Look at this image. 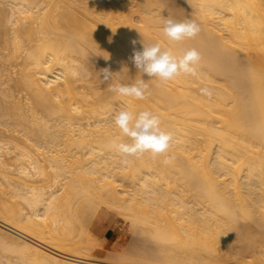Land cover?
<instances>
[{
  "label": "bare ground",
  "instance_id": "1",
  "mask_svg": "<svg viewBox=\"0 0 264 264\" xmlns=\"http://www.w3.org/2000/svg\"><path fill=\"white\" fill-rule=\"evenodd\" d=\"M2 5L15 28L0 41L18 51L0 53V248L17 256L6 264H264V0ZM166 19L200 31L169 42ZM155 44L177 58L196 49V75L138 70L133 52ZM141 79L144 99L109 90ZM123 108L158 115L168 151L118 153L114 141L131 143L114 123ZM102 209L160 246L145 258L98 246L85 226Z\"/></svg>",
  "mask_w": 264,
  "mask_h": 264
},
{
  "label": "clouds",
  "instance_id": "2",
  "mask_svg": "<svg viewBox=\"0 0 264 264\" xmlns=\"http://www.w3.org/2000/svg\"><path fill=\"white\" fill-rule=\"evenodd\" d=\"M162 31L168 41L174 43L194 38L200 29L196 22L191 20L177 22L166 19ZM131 43L135 45L136 41L133 40ZM131 59L142 73L165 83L181 74L196 75V65L201 57L196 49H190L177 58L170 51H162L160 45L155 44L144 45L142 51H134ZM100 74L105 81L113 75L108 68L101 69ZM147 89L148 85L141 79L130 85L119 83L110 85L109 90L121 97L144 99ZM202 92L210 95L207 89H202ZM114 123L122 135L131 140V143L113 142V147L123 156L139 158L146 152L154 156L159 155L167 152L173 142V135L162 130L159 116L150 110L137 113L130 108H123L114 116Z\"/></svg>",
  "mask_w": 264,
  "mask_h": 264
},
{
  "label": "rangeland",
  "instance_id": "3",
  "mask_svg": "<svg viewBox=\"0 0 264 264\" xmlns=\"http://www.w3.org/2000/svg\"><path fill=\"white\" fill-rule=\"evenodd\" d=\"M6 6V5H5ZM5 6L4 5H2V6H0V9H2V10H4V11H2V13H0V33H1V37L3 38V35H5V33H6V35L7 36H13V29L15 28V26H12L11 25V22H9V19H7V17H8V12H9V9H10V7H8V6H6V8H5ZM3 7L5 8V9H3ZM2 19V20H1ZM6 22H7V24H6ZM14 45H13V43L10 45V49L7 51L6 50V46H5V42H2V41H0V53H2V54H8V53H12V50H13V52H15L14 51V49H12V47H13ZM14 48V47H13ZM18 51H16V53H17ZM0 67H2L3 69H6L8 66H7V63L6 64H1V61H0ZM18 69L19 68H16V69H12V72H13V76H15L14 74H15V72H17L18 71ZM46 152H47V150H45ZM45 155H47V156H45ZM48 155H51L50 153L49 154H44V157H46V158H48ZM56 187V186H55ZM53 189H54V187H53ZM59 189V187H57V190ZM54 191H56V189L54 190ZM89 216H91L90 214H89ZM87 217V216H86ZM90 218V219H89ZM99 218H104L105 219V221L103 222L105 225L104 226H102L101 227V229L103 230V231H106L108 228H110V227H112L113 228V234H114V240H112V241H106V240H103V241H101L100 239H98V238H96V236H95V231H93V225L95 224V222H96V220L97 219H99ZM90 223H87V226H85L86 228V232L88 233V235H87V238H89V240H91V239H93V240H95L97 243H99L98 244V246H101V247H103V246H105V245H108V244H110L111 246H113L114 248H122L123 250L124 249H126V248H131L132 249V247L134 248V250H135V252H136V256L137 257H144L143 255H145L146 253H148V250H152L154 247H152L151 248V246H153V244H154V242H153V240H152V243H151V240L148 242V240H147V243L150 245V247H149V245L146 243V239L148 238L147 237V235H146V239L141 235V234H138V235H136L137 234V232H138V229H136V231L137 232H135L134 230H132L133 228H131L130 227V225L129 224H127V223H124V221L123 220H121L120 218H119V216L117 215V214H115V213H113V212H110V211H108V210H106V209H102L97 215H96V217L95 216H91V217H87L86 218ZM92 219V220H91ZM111 221V223H112V225H109V222ZM86 220H85V224L84 225H86ZM108 223V224H107ZM0 224H2L1 222H0ZM124 228H123V227ZM130 227V228H129ZM9 229V230H8ZM141 229V228H140ZM139 229V231H140V233H141V230ZM131 230V231H130ZM6 231L9 233V234H13V236H17L16 234H18V232H16L15 230H12V228H10V227H7V229H6ZM130 231V232H129ZM134 231V232H133ZM139 233V232H138ZM145 239V242H144V239L141 237V236ZM91 236V237H90ZM139 238H138V237ZM21 237H24V238H21ZM19 238H21V239H23V240H31L29 237L27 238V236H19ZM136 238V239H135ZM138 238V239H137ZM140 238H142V239H140ZM140 239V240H139ZM27 240V241H28ZM92 240V241H93ZM136 240V241H135ZM143 241V242H142ZM129 242H131V244L129 243ZM137 243V244H136ZM145 243V244H144ZM136 244V245H135ZM157 244V246L159 247L160 246V244H158V243H156ZM156 244H154V246H156ZM140 247H139V246ZM144 246H145V248H144ZM147 246V247H146ZM45 247V246H44ZM143 247V248H142ZM45 248H47V247H45ZM137 248H138V250H137ZM140 248V249H139ZM149 248V249H148ZM156 248V247H155ZM154 248V249H155ZM49 249V248H48ZM142 249V250H141ZM50 250V249H49ZM144 250V251H143ZM147 250V251H146ZM8 251V250H7ZM52 251V250H51ZM182 251V250H181ZM180 251V252H181ZM9 253H7V252H5V249L3 250V248H0V264H2L3 263V261L5 262V263H3V264H6V262H9V261H16V254L14 255V253L13 252H10V251H8ZM145 252V253H144ZM180 252H178V254L179 255H181L180 254ZM3 253V254H2ZM5 253V254H4ZM183 253V252H182ZM8 255V256H7ZM141 255V256H140ZM4 256H5V259H4ZM13 256H16V257H13ZM102 257H104V256H102ZM146 257V256H145ZM144 257V258H145ZM2 258V259H1ZM7 259V260H6ZM11 259V260H10ZM3 260V261H2ZM9 260V261H8ZM12 262V263H13ZM9 263H11V262H9Z\"/></svg>",
  "mask_w": 264,
  "mask_h": 264
},
{
  "label": "crops",
  "instance_id": "4",
  "mask_svg": "<svg viewBox=\"0 0 264 264\" xmlns=\"http://www.w3.org/2000/svg\"><path fill=\"white\" fill-rule=\"evenodd\" d=\"M104 221H105L104 218L97 219L95 224L93 225V231H95L96 238L100 239L101 241L103 240L112 241L114 240L113 228L110 227L106 231H103L101 227L105 225L104 223H102ZM109 225H112L111 221L109 222Z\"/></svg>",
  "mask_w": 264,
  "mask_h": 264
}]
</instances>
